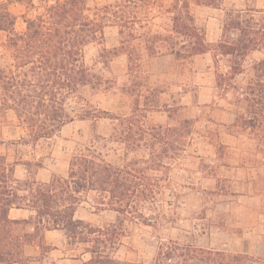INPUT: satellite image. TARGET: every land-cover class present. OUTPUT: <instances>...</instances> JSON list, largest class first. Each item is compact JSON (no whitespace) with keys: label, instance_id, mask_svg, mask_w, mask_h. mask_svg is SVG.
<instances>
[{"label":"rangeland","instance_id":"1","mask_svg":"<svg viewBox=\"0 0 264 264\" xmlns=\"http://www.w3.org/2000/svg\"><path fill=\"white\" fill-rule=\"evenodd\" d=\"M113 1L89 0V4L95 6ZM46 2L54 0H9L8 8L18 16L16 30L22 32L25 29L23 15L33 16ZM183 2L189 4L195 26L208 48L206 52L211 53L207 58L201 56L205 52L196 55L189 53L183 59L173 54V60L169 58L151 62V57L155 55L146 49L144 35L159 33L165 38L170 37L173 42H180L177 48L186 39L174 31V12L171 11L175 5ZM163 3V7L155 11L154 15L136 24V38L131 40L136 50L132 53V60L129 61L128 50L120 47L124 35L120 34L118 26L107 27L103 40L86 47L85 62L93 73L102 77L103 83L95 88L87 85L79 93L91 103H97L120 117L138 108V118L147 116L143 119L145 128L170 125L181 128L183 132L186 126L181 125V122L190 119V145L179 153L171 150L168 155H174L175 158L165 159L166 167L157 169V166L151 165L148 171L151 182L159 183L157 195L177 201L176 206H164L167 216H176V211L182 213L177 222L170 221L169 225L176 227L174 231L185 235L187 231L194 232L197 243L201 245L233 252H240L242 237L246 236L253 255L245 264H263L264 257L260 251L263 249L261 244H264V220L257 214L255 199L238 196L245 191L243 180L241 172H233L232 169L243 163L263 161L264 136L261 126L256 122L261 120L257 117L260 106L255 103L259 88L252 82L255 71L251 70L249 76L247 73L238 75L250 64L243 62L245 55L235 52L223 55L220 43L241 38L239 27L244 30L250 26L262 28L264 0H163ZM5 39L6 34H1L0 54L3 53L1 44ZM156 43L158 47L162 46ZM165 44L160 50L164 53L160 54H170ZM114 48H118L117 53L106 52ZM212 54L215 59L213 62ZM252 92L251 95L245 94ZM80 105V102L70 99L66 107L72 109ZM217 107L228 112L217 110ZM144 108L149 111H144ZM253 115L255 118L252 121L255 123L249 121ZM234 116H237L235 122H230ZM18 124L15 113L8 111L2 129L0 153L7 156L10 164L18 161L14 169L16 177L20 179L29 178L41 183L50 181L54 176L65 177L73 156L89 153L87 148L102 151L113 162L122 163L126 157L124 145L120 141L100 139L103 136L108 139L112 134L117 124L112 119H76L63 126L52 138L39 140L32 139L30 131ZM251 124H255V127ZM220 142L227 147L216 145ZM159 149L143 145L130 152L128 157L137 160L147 158L148 164H153ZM142 164L139 163L137 167ZM257 183L264 191V178ZM165 185H169L168 188ZM80 197L82 200L77 203L75 218L94 225H105L116 220V212L103 209L99 204V192H83ZM14 208L24 209L13 210L11 214L21 219L30 213L29 208ZM250 224L256 225L251 232L248 230ZM43 227L40 224L35 234L36 242L45 231ZM125 227L128 230L125 242L138 251H130L123 245L115 256L149 261L157 247V240L149 235L151 227L143 225L141 221L138 224L126 221ZM29 228L28 224H20L18 231L24 234ZM58 237H64L62 251L47 253L41 257V264H68L70 260H59L63 256L76 259L74 264H85L89 260L90 253L86 251L88 243L67 238L65 230L59 232ZM41 244L43 252L51 248L48 242L42 241Z\"/></svg>","mask_w":264,"mask_h":264},{"label":"trees","instance_id":"2","mask_svg":"<svg viewBox=\"0 0 264 264\" xmlns=\"http://www.w3.org/2000/svg\"><path fill=\"white\" fill-rule=\"evenodd\" d=\"M8 2H0V36L6 34L0 54V142L8 111L15 113L18 125L28 129L34 140L52 138L76 119H112L117 121L112 134L108 139L104 136L100 139L120 141L126 157L122 163L113 162L102 151L87 148L89 153L73 156L67 176H54L48 182L38 183L29 178H17L14 166L18 161L10 164L7 156L0 153V264L16 261L26 264L23 246L35 241L40 224L43 230L61 228L67 238L88 243V264H245L251 260L252 256L246 253L201 245L194 232L187 231L185 235L169 225L170 221L177 222L182 213L176 211V216H167L164 206H176L177 201L157 195L159 183L151 182L148 171L151 165L157 169L166 167L165 159L175 158L168 155L171 150L179 153L190 145V119L181 122L186 126L183 132L170 125L145 128L143 119L147 116L138 118V108L120 117L79 93L87 85L95 88L103 83L102 77L93 73L85 62L86 47L103 40L107 27L118 26L120 34L125 36L120 47L128 50L129 61L132 60L136 50L131 40L136 38V24L162 8L163 0H115L95 6H91L89 0H54L41 5L40 11L33 16L23 15L25 29L22 32L16 30L18 16L8 8ZM171 11L174 12V31L186 39L177 48L180 42H173L172 38L159 33H148L144 35V45L150 54L164 53L160 51L163 42L170 54L182 59L189 53L206 52L208 48L195 26L189 4H177ZM239 29L242 37L237 41L220 43L223 55L234 52L244 55L264 44V26ZM156 42L162 46L158 47ZM117 51L118 48H114L106 52L115 54ZM254 70L252 82L259 88L255 103L260 106L256 113L258 119L261 118L256 122L264 136V59L254 65ZM70 99L81 105L68 109L66 105ZM144 111L149 110L144 108ZM249 118L255 123L252 121L254 115ZM143 145L150 149L160 147L153 164H148L147 158L128 157ZM216 145L227 147L221 142ZM141 162L143 164L137 167ZM90 191L99 192L98 202L103 209L116 212L114 222L94 225L75 218L77 203L82 200L80 196ZM13 207L29 208L33 213L28 219L12 218L10 210ZM126 221L136 224L141 221L151 227L149 235L157 240V247L149 261L115 256L123 245L130 251H138L124 240L128 236ZM20 224L30 226L27 233H19ZM38 238L41 244L42 236Z\"/></svg>","mask_w":264,"mask_h":264},{"label":"crops","instance_id":"3","mask_svg":"<svg viewBox=\"0 0 264 264\" xmlns=\"http://www.w3.org/2000/svg\"><path fill=\"white\" fill-rule=\"evenodd\" d=\"M264 8V6L262 7V9ZM211 52H205L203 55H201L203 58H207L208 54H210ZM173 54H160V55H155L151 57V62L156 63L158 60H168L169 58L172 57ZM196 55V54H194ZM244 59L243 62L244 63H249V65H246V69H242L238 75L241 74H245L247 73V76H249L250 71L252 70L253 72L254 70V65L258 62H260L261 60L264 59V44H261L255 48L250 49L247 53L244 54ZM194 57V56H193ZM173 58V57H172ZM171 58V60H173ZM214 59V55H211V61L213 62ZM208 65L210 66L209 68H211L210 63H208ZM245 66V65H243ZM225 74V73H224ZM254 75V74H253ZM218 82L216 84V87L218 88ZM219 101V100H217ZM217 110H220L222 112H225L227 110H223V108L217 107ZM228 112V111H227ZM218 118V117H217ZM237 116H234V118L232 119V121L230 122H235ZM260 140V139H259ZM263 161H258L257 163H243L241 166L238 167H233V172H241V179L243 180V185H244V190L242 193H239V197H243V198H247V199H255L256 200V209H257V214L260 218H262L264 220V191H262L261 186H259L258 180L261 179V181L264 178V158H262ZM233 176H235L233 174ZM257 179V182H256ZM247 189V190H246ZM13 210H24L23 208H12L10 210V216L12 218H17V219H21L20 217H17L16 215H11ZM30 213H27L26 215H23V219H28L29 216L33 213V211H31L29 209ZM255 224H250L248 227V230L251 232L253 230H255ZM63 231V229H50V230H45L41 236H42V241L43 242H48V244L51 246V248L49 250H46V252L42 251V246L40 244V239L36 242V240L33 243H28L25 244L23 246V255L26 257L27 259V263L26 264H41V257H44L47 255V253H50L52 251H62V246L65 243L64 241V237H58L59 236V232ZM57 236V237H56ZM56 237V240H54ZM247 238L246 236H243V245L242 247L239 248L238 251L242 252V253H246V254H251V247H249V244L247 242ZM262 246V250L260 251V254L264 257V244H261ZM248 254V255H249ZM253 254H251L252 256ZM58 260V259H57ZM59 260H70V262L68 264H74L73 261H76V259H72L69 257H60ZM9 264H23V262L21 261H16V262H11ZM85 264H88V259L86 261Z\"/></svg>","mask_w":264,"mask_h":264}]
</instances>
